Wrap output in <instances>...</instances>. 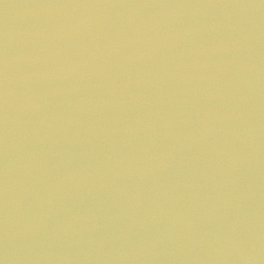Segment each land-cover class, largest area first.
<instances>
[{
	"label": "water",
	"instance_id": "water-1",
	"mask_svg": "<svg viewBox=\"0 0 264 264\" xmlns=\"http://www.w3.org/2000/svg\"><path fill=\"white\" fill-rule=\"evenodd\" d=\"M0 264H264V0H0Z\"/></svg>",
	"mask_w": 264,
	"mask_h": 264
}]
</instances>
